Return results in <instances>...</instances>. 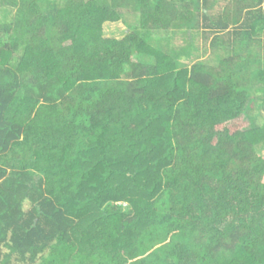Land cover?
Wrapping results in <instances>:
<instances>
[{
	"label": "trees",
	"instance_id": "1",
	"mask_svg": "<svg viewBox=\"0 0 264 264\" xmlns=\"http://www.w3.org/2000/svg\"><path fill=\"white\" fill-rule=\"evenodd\" d=\"M263 152L264 0H0V264H264Z\"/></svg>",
	"mask_w": 264,
	"mask_h": 264
},
{
	"label": "rangeland",
	"instance_id": "2",
	"mask_svg": "<svg viewBox=\"0 0 264 264\" xmlns=\"http://www.w3.org/2000/svg\"><path fill=\"white\" fill-rule=\"evenodd\" d=\"M106 28V34L109 37H123L125 36V34L127 33V30H125V28H123L122 24H115L112 23L111 25L106 24L105 25ZM181 38H178V41H180ZM208 55H210V52L208 53ZM264 154V152H263Z\"/></svg>",
	"mask_w": 264,
	"mask_h": 264
}]
</instances>
